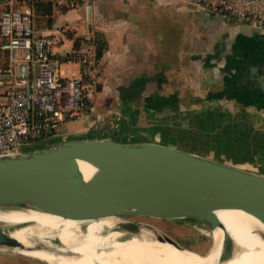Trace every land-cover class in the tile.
Returning a JSON list of instances; mask_svg holds the SVG:
<instances>
[{
    "label": "crops",
    "instance_id": "0c3cea01",
    "mask_svg": "<svg viewBox=\"0 0 264 264\" xmlns=\"http://www.w3.org/2000/svg\"><path fill=\"white\" fill-rule=\"evenodd\" d=\"M66 5L55 4L53 27L37 35L50 37L62 58L96 36L108 50L92 111L63 124L53 145L112 138L195 146L264 176V104L243 96V82L228 97L207 99L228 90V73L264 51V28L214 16V7L222 10L215 0H84L61 12ZM70 64L77 70L69 74L78 75L80 66Z\"/></svg>",
    "mask_w": 264,
    "mask_h": 264
},
{
    "label": "water",
    "instance_id": "95a60500",
    "mask_svg": "<svg viewBox=\"0 0 264 264\" xmlns=\"http://www.w3.org/2000/svg\"><path fill=\"white\" fill-rule=\"evenodd\" d=\"M246 60L235 74L228 73V90L208 100L228 97L227 91L243 82V96L264 104V51ZM81 162L94 170L88 179ZM220 211H241L264 224V176L171 146L112 138L0 154V216L35 212L76 222L114 218L127 236L148 232L189 251L157 227L132 219L223 225ZM27 225L0 223V249H25L10 232Z\"/></svg>",
    "mask_w": 264,
    "mask_h": 264
},
{
    "label": "built area",
    "instance_id": "2783aa9c",
    "mask_svg": "<svg viewBox=\"0 0 264 264\" xmlns=\"http://www.w3.org/2000/svg\"><path fill=\"white\" fill-rule=\"evenodd\" d=\"M42 0H0V154L38 148L61 126L87 116L100 86L95 38L66 57L48 36L35 35L34 5ZM225 14L264 28V0H215ZM80 66L63 76V62Z\"/></svg>",
    "mask_w": 264,
    "mask_h": 264
},
{
    "label": "bare ground",
    "instance_id": "6f19581e",
    "mask_svg": "<svg viewBox=\"0 0 264 264\" xmlns=\"http://www.w3.org/2000/svg\"><path fill=\"white\" fill-rule=\"evenodd\" d=\"M80 168L86 179L94 173L85 163L81 162ZM217 215L223 225L184 220L212 240L220 261L178 250L148 232L127 236L116 227L114 218L76 222L28 212L0 216V223H28L10 232L26 246L18 254L53 264H264V224L241 211H220ZM82 224H88L85 232ZM61 227L70 228L65 242L54 236Z\"/></svg>",
    "mask_w": 264,
    "mask_h": 264
},
{
    "label": "rangeland",
    "instance_id": "374dc122",
    "mask_svg": "<svg viewBox=\"0 0 264 264\" xmlns=\"http://www.w3.org/2000/svg\"><path fill=\"white\" fill-rule=\"evenodd\" d=\"M213 10H214V16H219L220 18H229V19L231 18L227 14H225L222 10H217V8L215 7ZM1 59L3 60V57ZM61 70L63 76H71V74H69V71L73 70L74 72H76L77 66L75 64L73 65L67 62L65 63L63 62L61 66ZM64 132H65V128L59 129L60 134ZM54 143H55L54 140H49L43 142L39 147L46 148L52 146ZM187 148L191 150L187 152L190 153L194 152V154L224 163L223 162V160H225L224 158L216 156L215 154H207L201 148H197L195 146L191 148L189 147ZM183 150L186 151L187 149H183ZM132 221L153 225L158 229H160L161 231H163L164 233H166L167 235H169L174 240L178 241L182 246L187 248L189 252L203 258L212 259L214 261H220L219 255L216 254L215 244L208 236L205 235V233L199 231V228L195 227L193 224L183 221L178 222V221H169V220H161L154 218H133ZM87 227L88 224H82L81 225L82 232H85L87 230ZM69 233H70L69 227H61L54 233V236L57 240L65 242L67 240ZM123 233L125 232L123 231ZM50 239L51 238H49L48 240L50 241ZM187 242L189 243V245L187 244ZM211 246H213L211 253L207 256H204L208 253ZM0 264H53V263L44 262L42 260L33 257L22 256L18 254V251L0 249Z\"/></svg>",
    "mask_w": 264,
    "mask_h": 264
},
{
    "label": "trees",
    "instance_id": "16d2710c",
    "mask_svg": "<svg viewBox=\"0 0 264 264\" xmlns=\"http://www.w3.org/2000/svg\"><path fill=\"white\" fill-rule=\"evenodd\" d=\"M58 1H60V0H42V1L37 2L34 5L35 35H37L36 31L41 29L42 27H48V28L53 27L54 22H55L54 17H53V9L55 7V4ZM66 2H67L66 6L60 7L61 12H63V13H67V12L74 10V9H76V8H78L84 4V0H66ZM37 36H40V35H37ZM80 45H81V41H78L76 43V46L79 47ZM95 46H96V57H97V59H101L104 56L105 52L108 50L107 41L103 37L96 36L95 37ZM42 143L37 144V146L39 147ZM187 244L189 245L188 242H187Z\"/></svg>",
    "mask_w": 264,
    "mask_h": 264
},
{
    "label": "flooded vegetation",
    "instance_id": "af4514ba",
    "mask_svg": "<svg viewBox=\"0 0 264 264\" xmlns=\"http://www.w3.org/2000/svg\"><path fill=\"white\" fill-rule=\"evenodd\" d=\"M176 241V240H175ZM176 242H178V241H176ZM179 243V242H178ZM180 244V243H179ZM181 245V244H180ZM182 246V245H181ZM182 247H184V246H182Z\"/></svg>",
    "mask_w": 264,
    "mask_h": 264
}]
</instances>
